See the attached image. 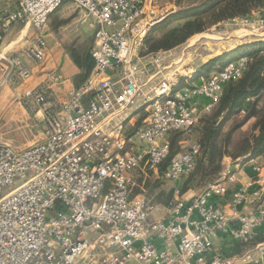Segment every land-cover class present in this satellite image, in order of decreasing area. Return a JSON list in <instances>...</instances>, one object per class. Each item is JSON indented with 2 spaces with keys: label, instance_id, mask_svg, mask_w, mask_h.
<instances>
[{
  "label": "built area",
  "instance_id": "built-area-1",
  "mask_svg": "<svg viewBox=\"0 0 264 264\" xmlns=\"http://www.w3.org/2000/svg\"><path fill=\"white\" fill-rule=\"evenodd\" d=\"M64 1L4 0L0 66L11 81H27L31 72L3 52L6 35L15 25L31 26L39 37L23 53L42 64V32ZM71 1L95 21V67L65 96L60 72L25 93L22 105L43 120L38 142L23 149L0 142V264H264V241L254 244L264 234L262 159L224 157L217 180L169 202L161 217L158 206L133 195L141 188L136 173L159 177L169 134H188L210 114L225 86L247 71L248 58L193 86L189 70L179 87L167 53L142 55L147 37L174 10L160 8V0ZM223 24L247 32V44L264 42V8ZM140 120L128 138V125ZM199 154L198 144L182 147L163 179L190 175Z\"/></svg>",
  "mask_w": 264,
  "mask_h": 264
},
{
  "label": "trees",
  "instance_id": "trees-1",
  "mask_svg": "<svg viewBox=\"0 0 264 264\" xmlns=\"http://www.w3.org/2000/svg\"><path fill=\"white\" fill-rule=\"evenodd\" d=\"M174 5L178 7V11L152 30L144 42L142 55L174 50L187 43L192 37L220 24L238 18H247L264 8V0H174ZM176 22L180 24L167 31L162 37L153 38V32L163 30ZM71 57L81 71L79 80L83 83L95 67L91 52L82 56L72 53ZM240 57H246L250 61L247 71L241 79L225 86L222 98L215 109L203 116L188 134L183 132L169 134L167 139L170 153L160 168L158 178L163 179L172 159L179 154L186 142L185 137H192L197 128L198 138L193 143L200 146V154L194 171L183 178L187 186H200L205 182L217 180L224 157L238 159L251 155L255 158H264V42L245 44L211 60L199 76L209 78L210 74L222 70ZM184 86L186 84L181 81L179 87ZM243 110L244 115L241 114ZM231 120L236 122L234 127L236 131L250 120H254L252 132L235 143H233V132L223 138V126ZM140 123L141 120L136 125L135 132ZM231 147L233 152L230 150ZM138 190L135 189L133 195H137ZM169 202L168 195L165 194L162 203L167 206ZM259 241H264V234L256 238L254 244Z\"/></svg>",
  "mask_w": 264,
  "mask_h": 264
},
{
  "label": "rangeland",
  "instance_id": "rangeland-1",
  "mask_svg": "<svg viewBox=\"0 0 264 264\" xmlns=\"http://www.w3.org/2000/svg\"><path fill=\"white\" fill-rule=\"evenodd\" d=\"M172 3H174V0H160L159 2L160 8L164 10L170 7ZM1 9H3V4ZM176 9L178 11V7ZM179 24L180 23L176 22L168 25L163 30L153 32V38L162 37L167 31ZM95 25L93 18L89 17L71 0H65L62 6L49 17L47 26L42 32L45 43L47 44V51L46 59L41 65H45L48 60L50 61L53 58L71 59L72 53H76L80 56L90 53L94 44ZM237 29L239 28L230 26L229 24H225V26L221 25V27H214L203 34L192 37L187 43L174 50L161 52L163 54L167 53L163 55L164 61L166 65H172L173 63L177 64L174 66V69L178 70V74L181 76L180 80H183L184 83V75L187 74L189 70H193L195 72L193 79L186 83L189 86H193L202 79H207L205 77L202 78L199 74H202L204 67L211 60L226 54V52H224V47L219 45L224 42L221 41V38H227L232 30ZM23 31H25V37L17 43V49L21 47L25 49L28 45H33L36 38L39 37V34L32 27L25 28L24 26H18L17 36L15 35L11 41H18ZM246 33L247 32L242 31L238 33L237 36L241 37ZM185 49L187 50L184 55L183 52ZM2 68L3 66H0V69ZM58 72H60V70ZM211 75L212 74H210V76ZM80 76L81 74L76 77V83H80ZM27 85L28 80L11 81L7 71L6 74L0 73V100L3 102V105L0 103V142L9 144L16 149H23L38 142L41 139L43 131V125L40 123V119H37L34 113H30L21 105L20 101ZM139 117L142 118V114H140ZM253 123L254 120H250L241 127V129L236 131L234 129L236 122L235 120H231L223 126V138L233 132V143H235L252 132ZM197 131L198 128L192 137H185L186 142H184L182 146L183 149L187 147V145L197 141ZM126 135L128 138L133 137L135 135V128L128 125ZM230 150L233 152L232 147ZM262 163H264V158L262 159ZM136 181L141 187L138 188L139 190L136 189L138 190L137 195L144 196L147 200L158 206V215L160 217L164 215L166 207L162 203L165 194L168 195L170 202L176 200L177 197L180 200L182 198L186 199L193 193L202 191L208 184L212 183L205 182L200 186H187L183 179L178 182H171L160 179L153 174H147V176H145L142 172L136 173ZM17 184L18 183L12 188ZM177 189H180L179 195L175 193ZM7 192L8 189L5 190V193ZM135 192L136 191H134V193Z\"/></svg>",
  "mask_w": 264,
  "mask_h": 264
},
{
  "label": "crops",
  "instance_id": "crops-1",
  "mask_svg": "<svg viewBox=\"0 0 264 264\" xmlns=\"http://www.w3.org/2000/svg\"><path fill=\"white\" fill-rule=\"evenodd\" d=\"M0 2H1L0 3V10H2L1 8H2V4L4 6V0H0ZM167 9L171 10V11L174 10L175 12L177 11L174 3H172L170 5V7H168ZM174 13H172V14H174ZM172 14H170V15H172ZM169 16H167L165 19H167ZM222 25L225 26V24H222ZM18 26H24V25H15L11 28V30L8 32V34L5 37V40H4V43L1 47V49L3 50L4 53H7V54L13 53V54L18 55L20 57V59L22 60L23 64L31 72V77L28 79V85L26 87V90H25L23 96L25 95V93L27 91L32 90L39 85H50L51 84V82L49 80L50 75L54 72H58L59 70H60V73L64 76V78L67 80L65 83L63 91L61 93H59L60 95L65 96L67 92H71L73 89H75L78 85L81 84V83H76V77H78L81 74V71L73 63V61L70 58H68V59H61V58L55 59V58H53L50 61L48 60L45 63V65L42 66L41 64H39L40 65L39 66V65L34 64L29 58H27L25 56V54L23 53L24 47L17 49L16 48L17 43H19L25 37V35H24L25 31H23L20 38L18 39V41H16V42L11 41L15 35L17 36ZM24 27L25 28H31V26H29V25L24 26ZM217 27H221V25H218ZM242 31L243 30H241V29L232 30L231 33H229V34L226 33V34H228L227 38H225V39L221 38V41H224V42L222 44H219V45L221 47H224V52H226V53L231 52V51L237 49L238 47L243 46L249 42L250 39L246 37V34L242 35L241 37L237 36V34L242 32ZM6 66L7 65L4 64L3 68L0 69L1 74H6V71H7ZM0 103L3 105V102L1 100H0ZM21 105H22V103H21ZM24 109H26V108L24 107ZM34 116L37 119H40V123H42V125H43V120L41 118V114H34ZM240 175H242V174H240ZM241 177L244 179H248L251 177V175L249 173H245Z\"/></svg>",
  "mask_w": 264,
  "mask_h": 264
}]
</instances>
